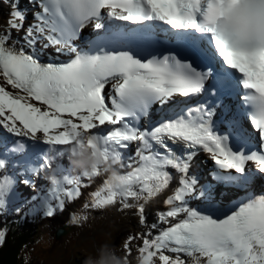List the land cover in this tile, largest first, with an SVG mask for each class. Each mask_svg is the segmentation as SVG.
Segmentation results:
<instances>
[{
    "label": "snow or ice",
    "instance_id": "obj_1",
    "mask_svg": "<svg viewBox=\"0 0 264 264\" xmlns=\"http://www.w3.org/2000/svg\"><path fill=\"white\" fill-rule=\"evenodd\" d=\"M242 2L5 0L0 213L63 212L99 171L39 189L35 179L63 172L64 150L86 141L130 169L83 205L136 210L145 231L127 236V258L138 241L143 264H264V47L239 51L216 27L226 4ZM49 49L68 59H42ZM169 189L149 223L148 206Z\"/></svg>",
    "mask_w": 264,
    "mask_h": 264
},
{
    "label": "clouds",
    "instance_id": "obj_2",
    "mask_svg": "<svg viewBox=\"0 0 264 264\" xmlns=\"http://www.w3.org/2000/svg\"><path fill=\"white\" fill-rule=\"evenodd\" d=\"M222 38L239 51L247 52L251 46L264 47V0H243L240 4H226L216 23ZM75 172L93 176L99 171L106 175L107 181L114 188L123 184L120 159L105 158L97 147H89L85 142L73 144L64 150ZM52 184L61 182L55 170L46 176ZM137 264H143L141 257H136ZM84 264H132L126 257L117 254V249L108 243L101 245L96 257L88 256Z\"/></svg>",
    "mask_w": 264,
    "mask_h": 264
},
{
    "label": "trees",
    "instance_id": "obj_3",
    "mask_svg": "<svg viewBox=\"0 0 264 264\" xmlns=\"http://www.w3.org/2000/svg\"><path fill=\"white\" fill-rule=\"evenodd\" d=\"M40 214L17 216L8 213L3 217V229L6 232L5 243L0 246V264H80L89 255L69 252L62 257L38 253L34 243L39 232L37 224H32ZM15 218V219H14ZM51 245V242H48ZM95 252V251H94Z\"/></svg>",
    "mask_w": 264,
    "mask_h": 264
},
{
    "label": "bare ground",
    "instance_id": "obj_4",
    "mask_svg": "<svg viewBox=\"0 0 264 264\" xmlns=\"http://www.w3.org/2000/svg\"><path fill=\"white\" fill-rule=\"evenodd\" d=\"M28 5V0H22L21 6L23 7L24 5ZM3 7L0 5V12L3 15L4 11L2 10ZM19 38L20 42L23 43V33H14V38ZM46 51V53H48L49 50H44ZM129 154L126 155V158ZM125 169V171H121V173H126L127 171H129V168H122L121 170ZM175 175V173H174ZM21 179H23V177H19ZM106 178V175H105ZM18 184L20 185V187L22 188V185L18 182ZM92 190H87L86 189V195H87V199L85 198V196H81V200L78 203L72 204L69 207H71L72 211L75 212L72 214V218H70V216H68L69 214H67V219L70 220V224L72 228H70V230L66 233V235L64 236L65 238H67L68 234L74 235V236H86V235H93L95 232H99L102 230H108V232L111 233H115L117 234L118 237H120L121 235L124 234V232L126 230H129L130 228H135L136 229V233L145 231L144 228H142V226L136 221V219L131 216L130 211L128 210H124L121 211L120 208H118L117 211H111V210H107L104 214L102 212H99L100 209H96L97 212L94 214L95 209L91 208L90 206L88 208H84L83 205L86 202H90L91 200V196L90 194L94 191H96L99 187L102 186V180L99 178L97 179V182L95 181L92 182ZM97 184V187L96 185ZM173 184H175V181L173 182ZM96 187V189H94ZM132 210V209H131ZM77 214V216H76ZM87 216V219H83V216ZM76 217L77 222H73V217ZM155 216V215H154ZM148 217V215H147ZM149 223L154 222L155 218L152 219V221H150V219L148 218ZM46 223H48L49 221H45ZM50 223V222H49ZM42 224V222H41ZM50 229H46L47 232H49ZM63 237V238H64ZM69 239V238H68ZM104 241V240H102ZM97 242V241H96ZM88 243V242H87ZM138 241H134V247H133V255L130 256V260L137 262L136 261V257H137V253L135 251L136 249V245H137ZM68 244V243H67ZM124 252V251H123ZM125 253V252H124ZM132 264H135V263Z\"/></svg>",
    "mask_w": 264,
    "mask_h": 264
},
{
    "label": "rangeland",
    "instance_id": "obj_5",
    "mask_svg": "<svg viewBox=\"0 0 264 264\" xmlns=\"http://www.w3.org/2000/svg\"><path fill=\"white\" fill-rule=\"evenodd\" d=\"M78 202L79 201H75V202L71 203V205L78 203ZM118 206H119V203H117L115 206H111L109 208H112L111 211H114L115 208ZM119 208L121 209L120 206H119ZM70 210L69 211L67 210L66 217H67V214L70 212ZM128 211H131V209ZM59 213L62 217L63 212H59ZM131 216H133L132 213H131ZM61 219H63V218H61ZM61 219H53L52 220V219H48L46 217L42 223L43 226L41 227V229H44V230L52 229V228H54L52 225L60 224L62 221ZM135 219L138 222V219L137 218H135ZM45 221H49L50 223L49 222L46 223ZM44 230H40L39 241H40L41 245L38 247L37 250H38V253H40L42 255L46 254L48 256V258H53L54 256L62 257L65 254L68 255L69 252L72 250H74L73 251L74 253L78 252L79 255L87 252V254L89 256L96 257L98 255V252H94L95 243H98V244L101 243L100 245L108 243L112 246H115L117 249V254L121 255V256H125L123 254V251H124L123 245H124V242H125L127 236L128 235H136V232L134 230H132V228H130L129 230H126L124 232V234L121 235L120 237H118L117 234H115V233H111V232L109 233L108 230H102V232L99 231L98 233L95 232L93 234V235H96V237H94V240H93V238H91L93 236L92 234L86 235V236H77V237L74 235L68 234L67 238L64 237L59 242H57L55 239V236H53L54 232H53V235H50L49 232L44 231ZM95 239L97 242L95 241ZM102 240H104V241H102ZM48 242H53L49 248L44 246V243L46 244ZM130 261H132V260H130Z\"/></svg>",
    "mask_w": 264,
    "mask_h": 264
},
{
    "label": "water",
    "instance_id": "obj_6",
    "mask_svg": "<svg viewBox=\"0 0 264 264\" xmlns=\"http://www.w3.org/2000/svg\"><path fill=\"white\" fill-rule=\"evenodd\" d=\"M64 229H65V227H64V228H62V229H58V230H57V233H56V235H57V236H59V235H60V233H61V232H63V230H64ZM93 237H94V236H93Z\"/></svg>",
    "mask_w": 264,
    "mask_h": 264
}]
</instances>
